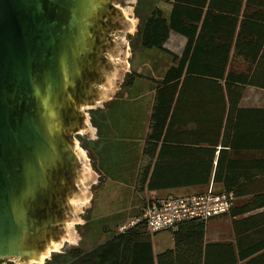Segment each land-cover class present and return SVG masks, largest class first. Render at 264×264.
<instances>
[{
  "label": "trees",
  "instance_id": "16d2710c",
  "mask_svg": "<svg viewBox=\"0 0 264 264\" xmlns=\"http://www.w3.org/2000/svg\"><path fill=\"white\" fill-rule=\"evenodd\" d=\"M165 1L168 16L154 6L139 33L142 48L172 58L155 80L139 186L213 184L247 198L229 213L248 215L233 220L235 244L206 242L198 219L171 230L173 248L157 255V232L141 219L88 251L71 248L70 264H264V107L241 105L247 87L264 89V0ZM171 31L187 38L181 55L165 47Z\"/></svg>",
  "mask_w": 264,
  "mask_h": 264
},
{
  "label": "water",
  "instance_id": "95a60500",
  "mask_svg": "<svg viewBox=\"0 0 264 264\" xmlns=\"http://www.w3.org/2000/svg\"><path fill=\"white\" fill-rule=\"evenodd\" d=\"M136 5L0 0V264H44L76 243L96 182L90 110L118 90Z\"/></svg>",
  "mask_w": 264,
  "mask_h": 264
},
{
  "label": "rangeland",
  "instance_id": "374dc122",
  "mask_svg": "<svg viewBox=\"0 0 264 264\" xmlns=\"http://www.w3.org/2000/svg\"><path fill=\"white\" fill-rule=\"evenodd\" d=\"M136 4L138 16L133 20L137 24L138 17L139 24L134 28L135 35L127 37L129 49L125 48L116 64L118 90L102 107L90 112L92 124L97 128L96 140L84 144L96 172V182L89 188L91 206L79 214L82 221L75 225L76 243L64 247L44 264H70L74 260L68 254L70 248L78 247L85 252L104 242L122 226L141 217L150 201L148 191L140 192L138 173L148 162L142 150L149 130L155 80L163 76L172 58L158 49L142 48L139 33L154 6L161 7L168 16L171 4L165 0H136ZM132 12L135 14V8ZM132 74L134 83L129 85L128 77ZM164 234L153 237L155 247L158 242L173 244L171 233Z\"/></svg>",
  "mask_w": 264,
  "mask_h": 264
},
{
  "label": "built area",
  "instance_id": "2783aa9c",
  "mask_svg": "<svg viewBox=\"0 0 264 264\" xmlns=\"http://www.w3.org/2000/svg\"><path fill=\"white\" fill-rule=\"evenodd\" d=\"M236 200L233 192H215L213 188L200 194L170 197L148 203L141 217L119 231H125L141 219H145L150 232L176 229L192 220H209L228 214Z\"/></svg>",
  "mask_w": 264,
  "mask_h": 264
},
{
  "label": "crops",
  "instance_id": "0c3cea01",
  "mask_svg": "<svg viewBox=\"0 0 264 264\" xmlns=\"http://www.w3.org/2000/svg\"><path fill=\"white\" fill-rule=\"evenodd\" d=\"M186 43H187V38L184 35L177 33L175 31H171L168 40L165 42V47L168 50L181 55L186 46ZM163 53L167 55V58L169 57L171 58V56L168 53L166 52H163ZM241 105L243 107H264V89L253 87V86L247 87L245 90ZM151 110H152V107H151ZM138 174L140 175V173ZM209 188H214L213 184L209 185L208 187H197V186L196 187H173V188L161 189V190H149L147 188L142 189L139 186L140 192H142V190L148 191L147 198L150 201L162 200V199H166L170 197H180V196H186V195H191V194L203 193L207 191ZM160 191L166 192V194L164 195L163 193H161L159 195ZM179 194H182V195H179ZM246 199L247 198H237L234 202L233 207L241 206L243 203L247 201ZM247 215H248L247 213L243 215L242 214L231 215L230 213H228V214L216 216V217H213L207 220L206 236H205L206 242H232L235 244L236 235L234 233L233 220L236 218L247 216ZM167 231L171 233L170 237L171 239H173V244L169 242L168 243L158 242V246L156 245L157 247H155V244L153 242V251L155 255L159 254L160 252L166 249L173 248L174 238H173V234L171 230L159 231L155 235H161L164 233H165L164 235H166ZM155 235H153V237ZM250 239L251 238L248 237L249 241H251ZM152 241H153V238H152ZM234 251L236 252V254H238L237 249H235Z\"/></svg>",
  "mask_w": 264,
  "mask_h": 264
},
{
  "label": "flooded vegetation",
  "instance_id": "af4514ba",
  "mask_svg": "<svg viewBox=\"0 0 264 264\" xmlns=\"http://www.w3.org/2000/svg\"><path fill=\"white\" fill-rule=\"evenodd\" d=\"M122 6H124V4H122ZM137 8V6L135 7V15L136 16H138V14H137V10H138V8ZM127 36H129V33H128V35ZM133 44V43H132ZM90 112H91V110H90ZM85 141H87V140H85ZM85 141H84V143H83V148H85L86 149V147L84 146V144H85ZM89 152V151H88ZM66 252V251H65ZM5 264H20V263H15L14 261H7ZM33 264H37V263H33Z\"/></svg>",
  "mask_w": 264,
  "mask_h": 264
}]
</instances>
